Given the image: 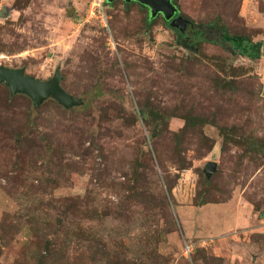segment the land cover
Instances as JSON below:
<instances>
[{
  "label": "rangeland",
  "instance_id": "rangeland-1",
  "mask_svg": "<svg viewBox=\"0 0 264 264\" xmlns=\"http://www.w3.org/2000/svg\"><path fill=\"white\" fill-rule=\"evenodd\" d=\"M104 1L106 26L92 0H0V65L59 70L86 104L48 99L28 121L32 101L0 85V264H264V0H174L204 27L189 47L161 15ZM216 19L260 59L216 45Z\"/></svg>",
  "mask_w": 264,
  "mask_h": 264
},
{
  "label": "water",
  "instance_id": "water-1",
  "mask_svg": "<svg viewBox=\"0 0 264 264\" xmlns=\"http://www.w3.org/2000/svg\"><path fill=\"white\" fill-rule=\"evenodd\" d=\"M111 3L113 0H105ZM124 3L136 2L143 7L148 8L149 19H154L157 15H161L164 21L169 22V27L178 29L184 33L187 21L177 13L178 9L171 0H123ZM174 17V18H173ZM62 77L59 70H56L53 77L46 81H41L25 74L23 68L10 69L0 65V85H4L8 90L10 97L21 94L25 95L32 101L33 109H37L46 100L53 99L65 109L81 106V99H75L65 92L61 87ZM216 170L214 162H208L204 168V173L211 176Z\"/></svg>",
  "mask_w": 264,
  "mask_h": 264
},
{
  "label": "trees",
  "instance_id": "trees-1",
  "mask_svg": "<svg viewBox=\"0 0 264 264\" xmlns=\"http://www.w3.org/2000/svg\"><path fill=\"white\" fill-rule=\"evenodd\" d=\"M171 2L178 9L177 5L174 3V0H171ZM130 3H136V2H130ZM104 4L108 5L110 3H107L106 1H104ZM124 4H126V3H124ZM262 5H263V3L259 4V9H260L261 13L263 12V6ZM149 21H151V19L148 18V22ZM164 22L166 23V21H164ZM208 27L213 28V29H217V31H218L217 39L214 41V43L216 45H219L223 49H225L226 45L230 44L232 49L235 52H237L239 55L245 56L251 61H256V60L260 59V57L262 55L263 42H261V41H253L252 38H248V37H246L244 35L228 33L226 27L224 25H220L219 24V19L214 20V22ZM203 30H204V27H202V26L198 27V29H197V31H198L197 39L202 37V36H199V35L201 34V32ZM194 49H196V46H194ZM213 82H214L216 88L219 91L220 90L229 91L232 94L236 93V90L234 89V87H235L234 86V82L231 81V80H227L226 78H221V77H216V78L214 77L213 78ZM15 96L24 97V98L26 97L25 95H21V94H18V95H15ZM15 96H13V97H15ZM39 107L37 109H39ZM59 107L65 113H68V114L75 113V114H77V113L85 110L86 104H83V105L77 106V107H73L71 109H65V108L61 107L60 105H59ZM37 109H33V106H32V109L31 108L28 109V111L25 112L26 120L32 121V118H34L36 116L35 114H36V110ZM181 115H183V114H181ZM160 117H161V119L163 121V124H165L166 123L165 118L163 116H160ZM202 117H204V115H201V114H197L196 116H193V118H192L193 120H191L190 117H186V118L182 117L183 118V125H182V128H181L180 132L184 133V132L188 131V129L190 130V129L195 128V127H203L206 122L205 121H201ZM138 118L141 119L143 122H145L143 120V114L141 112H139ZM145 123L147 125H149V122H145ZM212 123H213L212 125H215L220 130V132L223 133V130L220 127V124H218L217 122H212ZM17 139H18L17 140L18 143H20V142L22 143L25 140L29 141L28 137L26 136V134L24 136L20 135ZM259 142H260V145L258 147L264 153V143H262L261 141H259ZM236 143H237V145H243V142H241V141H237ZM248 144H250V143H248ZM250 145H252V144H250ZM182 169H185V168H182ZM205 178H207L206 175H205Z\"/></svg>",
  "mask_w": 264,
  "mask_h": 264
},
{
  "label": "flooded vegetation",
  "instance_id": "flooded-vegetation-1",
  "mask_svg": "<svg viewBox=\"0 0 264 264\" xmlns=\"http://www.w3.org/2000/svg\"><path fill=\"white\" fill-rule=\"evenodd\" d=\"M177 15H180L179 10L177 11V13L175 14L174 17H176ZM170 21H168L166 23L169 25ZM172 30H174L176 32L178 40L181 41L182 45H184L185 47H189V43L193 42L194 40H197V37H198L197 28L194 27L193 24H191V23L186 24L184 33L179 32L178 29H172Z\"/></svg>",
  "mask_w": 264,
  "mask_h": 264
},
{
  "label": "built area",
  "instance_id": "built-area-1",
  "mask_svg": "<svg viewBox=\"0 0 264 264\" xmlns=\"http://www.w3.org/2000/svg\"><path fill=\"white\" fill-rule=\"evenodd\" d=\"M103 0H92V10H91V15H94V12L97 14L98 19L100 20V22L106 26L107 23V18L106 15L104 13V9H103ZM187 248V251L189 252V248Z\"/></svg>",
  "mask_w": 264,
  "mask_h": 264
},
{
  "label": "crops",
  "instance_id": "crops-1",
  "mask_svg": "<svg viewBox=\"0 0 264 264\" xmlns=\"http://www.w3.org/2000/svg\"><path fill=\"white\" fill-rule=\"evenodd\" d=\"M240 13H241V10H240ZM240 15L244 16V14H242V13Z\"/></svg>",
  "mask_w": 264,
  "mask_h": 264
}]
</instances>
